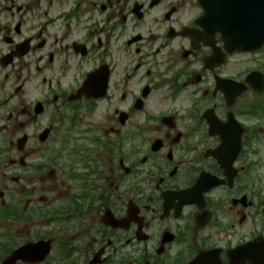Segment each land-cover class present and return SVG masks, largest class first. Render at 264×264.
<instances>
[{
  "label": "flooded vegetation",
  "instance_id": "obj_1",
  "mask_svg": "<svg viewBox=\"0 0 264 264\" xmlns=\"http://www.w3.org/2000/svg\"><path fill=\"white\" fill-rule=\"evenodd\" d=\"M108 10L134 21L131 48L114 57L104 33L82 43L96 60L111 50L107 62H70L88 15ZM203 14L198 0L180 11L177 0H0V62L25 44L44 72L41 90L30 81L17 102L24 129H40L27 135L41 162L0 173V264L22 248L40 260L18 264H264L261 93L246 86L242 106L201 101L215 98L204 59L221 48ZM91 76L96 87L107 79L106 98L69 100ZM59 116L61 138L41 135ZM6 137L16 148L17 134ZM84 189L92 200L71 202Z\"/></svg>",
  "mask_w": 264,
  "mask_h": 264
}]
</instances>
